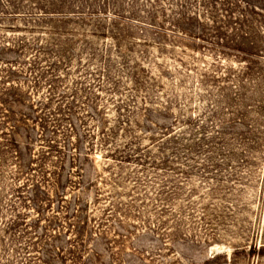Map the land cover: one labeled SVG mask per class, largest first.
<instances>
[{"label": "rangeland", "instance_id": "rangeland-1", "mask_svg": "<svg viewBox=\"0 0 264 264\" xmlns=\"http://www.w3.org/2000/svg\"><path fill=\"white\" fill-rule=\"evenodd\" d=\"M0 264H264V0H0Z\"/></svg>", "mask_w": 264, "mask_h": 264}]
</instances>
